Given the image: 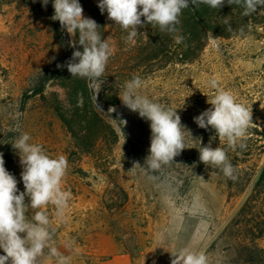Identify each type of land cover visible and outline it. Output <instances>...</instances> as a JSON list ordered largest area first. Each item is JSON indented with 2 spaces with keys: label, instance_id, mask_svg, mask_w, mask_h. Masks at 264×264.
I'll list each match as a JSON object with an SVG mask.
<instances>
[{
  "label": "rangeland",
  "instance_id": "374dc122",
  "mask_svg": "<svg viewBox=\"0 0 264 264\" xmlns=\"http://www.w3.org/2000/svg\"><path fill=\"white\" fill-rule=\"evenodd\" d=\"M79 3L83 17L97 22L102 38L113 48L102 84L72 78L87 89L78 100L81 108H95L104 131L91 133L92 139L100 138L89 153L77 152L54 111L74 110L77 100L68 95L66 82L51 80L43 93L34 92L44 73L62 65L70 41L76 42L74 50H83L79 34L72 37L65 30L64 41H57L49 23L52 0L46 6L41 0H0V153L13 156L5 168L16 177L19 191H24L20 157L11 144L20 134L17 124L31 136L30 143L42 145L53 158H67L69 169L61 187L71 193V199L65 218L57 219L51 205L42 210L52 219L54 246L68 264H171L170 252L185 247L203 251L209 264H236L242 225L233 220L247 192L235 194L228 185L231 179L200 161L199 140L207 146L203 137L207 129L194 118L211 107L210 81L216 80L252 111L250 128L257 134L248 133L246 147L252 153L239 168L252 173L264 163V22L251 25L243 35L209 39L196 61L181 65L172 62L175 42L169 35L162 46V35L146 24L138 28L141 33L135 43H130L128 32L108 19L106 11L101 13L99 0ZM136 76L145 82L141 94L177 109L193 137H187L189 148L173 163L155 172L144 165L150 154V121L119 98L124 83ZM113 107L116 111L108 112ZM78 115L82 118L84 112ZM208 129L214 138L215 130ZM134 163L143 168L130 171ZM25 203H30L27 197ZM255 213L263 214L264 206ZM256 245L264 249V236ZM42 264L57 262L46 256Z\"/></svg>",
  "mask_w": 264,
  "mask_h": 264
},
{
  "label": "clouds",
  "instance_id": "9594fccd",
  "mask_svg": "<svg viewBox=\"0 0 264 264\" xmlns=\"http://www.w3.org/2000/svg\"><path fill=\"white\" fill-rule=\"evenodd\" d=\"M41 2L46 6L49 0ZM226 2L242 7L243 16H251L258 9L264 8V0ZM190 3L219 9L225 4V0H99L98 7L101 13L107 12L108 19L128 32L126 39L130 43H135V38L141 33L138 28L149 24L161 33L172 35L175 42L180 44L184 40L180 34V18ZM52 5V19L59 21L62 29L70 36L75 37L78 33V43L83 47V51L76 50L72 53V59L66 65L67 70L72 77L102 84L104 81H101V77L113 55L109 40L102 38L100 26L94 19L83 17L84 10L79 0H52ZM141 18H144L143 21ZM223 23L226 30L231 32L229 19L225 18ZM239 31L242 35L243 29ZM208 36L213 41L216 40L211 32ZM75 45L74 40L69 42V46L75 48ZM144 85L145 82L140 77H133L124 83L119 98L128 109L150 121V154L144 165L147 164L148 169L155 172L173 163L174 157L189 148L187 137H193L182 124L177 109L141 94L140 90ZM210 86L214 90L212 97H208L211 107L194 120L200 128L214 129L225 147L213 148L211 144L202 147L199 140V159L206 166L220 169L226 178L235 180V167L227 151L246 149L248 130L254 126L252 111L244 103L238 102L232 92L220 88L216 80H211ZM115 111L114 107L108 110L111 113ZM16 131L20 134L11 144L20 157L24 191H19L17 179L5 168L3 153H0V249L5 253L0 255V264H42V259L46 256L55 258L57 264H68V258L54 246L56 228L52 226V219L48 212L42 210L51 205L55 208L57 219L65 218L71 193L62 189L61 182L68 173V160L64 155L53 158L42 145L30 143L31 136L21 132L19 124ZM137 167L141 166L134 163L130 171ZM26 197L30 203H25ZM29 210L32 212L30 216L27 214ZM170 254L173 257L171 264H209L203 251L185 247Z\"/></svg>",
  "mask_w": 264,
  "mask_h": 264
},
{
  "label": "trees",
  "instance_id": "16d2710c",
  "mask_svg": "<svg viewBox=\"0 0 264 264\" xmlns=\"http://www.w3.org/2000/svg\"><path fill=\"white\" fill-rule=\"evenodd\" d=\"M91 12V11H90ZM243 8L240 6L229 5L225 0V4L219 9H212L207 5L194 6L191 3L189 8L184 9L181 16V24L179 25L180 34L184 37L182 43L177 44L173 36L167 33H161V45H164V36L169 35L175 42V58L174 64L192 63L198 59L209 42L208 33H212L213 38H230L235 35H241L240 29H243V34L251 25H257L264 22V8L251 16L242 15ZM54 9L49 15V23L52 33L58 42L64 41V31L59 21L52 19ZM228 18L232 31L226 30L223 21ZM242 34V35H243ZM76 51L69 46V51L62 60L61 67L55 70L48 71L40 77L41 84L39 88L35 89V94L43 93L45 84L51 80L63 79L66 82V89L68 95L75 99L76 103L73 105L72 113H65L60 108H55L54 111L62 124L65 126L73 144V147L81 154L89 153L94 143H96L100 135H94L93 139L91 133L97 132L102 134L104 131L103 122L98 111L93 109L81 108L78 100L83 99L87 94V89L80 87V83L72 81V75L67 70V62L72 59V53ZM83 51V50H79ZM114 97L118 95V90L114 91ZM80 111L84 112L82 118H79ZM95 126L97 128L95 129ZM250 130V131H249ZM249 134H257L256 129L250 128ZM97 136V137H96ZM207 145L211 144L215 147H225V145L212 137V130L207 129L203 133ZM250 137H248L249 139ZM248 139L246 141H248ZM91 141V142H90ZM251 149L236 150L229 149L227 155L238 172L235 180L229 181V188L235 190V194L246 193V198L240 205L236 214L234 224H241L242 229L237 239V256L235 258L236 264H264V249L256 245V241L264 236V213H255V209L264 206V163L252 173H247L239 166L248 161L251 156ZM3 158L6 165L13 162V156L5 152ZM251 187L249 190L248 188ZM263 216V218H260Z\"/></svg>",
  "mask_w": 264,
  "mask_h": 264
}]
</instances>
